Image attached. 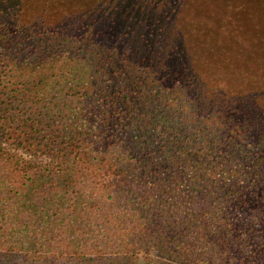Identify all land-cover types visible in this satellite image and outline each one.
Segmentation results:
<instances>
[{
  "label": "trees",
  "instance_id": "1",
  "mask_svg": "<svg viewBox=\"0 0 264 264\" xmlns=\"http://www.w3.org/2000/svg\"><path fill=\"white\" fill-rule=\"evenodd\" d=\"M79 4L0 0V264H264V0Z\"/></svg>",
  "mask_w": 264,
  "mask_h": 264
},
{
  "label": "rangeland",
  "instance_id": "2",
  "mask_svg": "<svg viewBox=\"0 0 264 264\" xmlns=\"http://www.w3.org/2000/svg\"><path fill=\"white\" fill-rule=\"evenodd\" d=\"M38 0H26L29 4V7L26 9L25 13L30 14L33 11H38L45 3V6L49 8H56V7H65L66 9H76L80 4L83 3L85 0H42L40 4L37 2ZM60 11V10H59Z\"/></svg>",
  "mask_w": 264,
  "mask_h": 264
}]
</instances>
